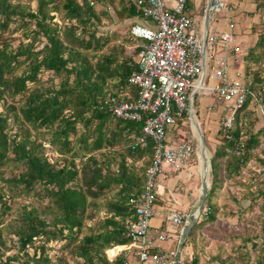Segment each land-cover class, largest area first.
<instances>
[{"label":"trees","instance_id":"obj_1","mask_svg":"<svg viewBox=\"0 0 264 264\" xmlns=\"http://www.w3.org/2000/svg\"><path fill=\"white\" fill-rule=\"evenodd\" d=\"M254 2L264 7V0ZM136 6V0H0V264H128L126 253L112 260L106 249L116 255L113 246L131 243L125 228L134 219L130 200L142 191L154 151L150 141L135 144L143 122L117 118L110 104L113 96H138L139 88L129 83L140 50L133 28L137 17L145 18ZM131 19L124 30L99 33L115 20ZM12 23L23 33L16 45ZM242 61L255 95L239 111L235 128H218L211 173L223 180V171L242 186V198H254L258 190L264 196V188L253 190L264 182V126L252 122L259 118L253 100H264V31ZM187 119L177 120L170 138L193 139ZM253 161L257 170L246 178ZM211 190L212 183L207 216L185 244H195L196 232L217 216ZM261 236L251 227L229 233L241 240L232 244L234 255L219 252L206 263L264 264ZM52 241L61 242L55 259ZM184 264H199V256L186 255Z\"/></svg>","mask_w":264,"mask_h":264},{"label":"built area","instance_id":"obj_2","mask_svg":"<svg viewBox=\"0 0 264 264\" xmlns=\"http://www.w3.org/2000/svg\"><path fill=\"white\" fill-rule=\"evenodd\" d=\"M89 1L93 5L98 0ZM172 1L136 0L143 18L153 23L140 30L144 39L139 44L138 70L129 77V83L139 92L134 100L113 96L110 104L117 118L143 122L142 135L135 144L146 147L150 141L154 151L142 191L130 200L134 219H128L125 228L131 243L115 246L119 254L131 252L137 256L139 264L177 263V251L164 244L182 234L179 227L186 217L178 211H162L156 205L160 200L158 184L166 167L182 172L199 159L200 152L193 139L177 142L168 131L178 127L177 120L185 116L194 123L195 105L206 96L223 105L219 126L233 129L239 111L249 96L255 95L246 86L243 72L232 70L233 23L228 30L215 29L202 35L188 13L189 0ZM211 1L212 11L224 7L220 0ZM253 105L264 114L261 96L253 100ZM155 217H161L159 226L153 224Z\"/></svg>","mask_w":264,"mask_h":264},{"label":"rangeland","instance_id":"obj_3","mask_svg":"<svg viewBox=\"0 0 264 264\" xmlns=\"http://www.w3.org/2000/svg\"><path fill=\"white\" fill-rule=\"evenodd\" d=\"M15 1L17 2V1H21V0H15ZM22 1L25 2L26 0H22ZM221 1L224 2V4H225L224 9L229 11V13L232 15V17L235 20H237L238 17L242 18L241 14H242V16L246 17L247 21L250 22L249 25H248V22L246 23V25L250 26V29H249L250 35L256 34L255 38H257L258 32L264 31V7L262 9H258L257 6H254V8H250V9L246 8L244 10L240 6L230 8V6L234 2H236V0H221ZM36 3L37 2L32 3L33 8L36 7ZM211 5H212V3H211ZM255 5H257V4H255ZM101 7H102V5L99 4L98 8H101ZM234 10H235V12H233ZM214 11H218V10H214ZM51 14L54 15V21L58 22L59 24L62 23V21L60 19V18H62V16H60L59 13L54 12ZM144 20L148 23H152L148 19H144ZM118 22L119 21L115 20L113 25L108 24L104 28H100L99 33H102V32L107 33V31L111 32V30L114 32L118 28H119V30L120 29L124 30V27L126 26V22H123V21H120L119 23ZM232 22H233V24H232L233 33L235 34V33H237L238 25L234 21H232ZM10 27H11V31H12L11 32L12 36L17 37V40H15L13 42V44L16 45L19 42V40L23 37V33L20 30H14L15 26L13 23L11 24ZM31 27H32V29H35L36 26H35L34 22H33ZM198 27H199L200 31H202V25L199 24ZM255 38H253L254 39L253 41L256 40ZM43 40H46V39L43 37ZM233 42L235 43V39ZM137 59H138V57H137ZM195 108L197 109L198 118L201 117L199 119L200 120L199 124H200L202 129H205L208 117H204L203 113H205V112L199 108L198 103H196ZM257 113H258L259 118H253L252 122L255 123V125L257 127L264 126L262 124V122H264V114H262L259 110H257ZM260 115H261V117H260ZM187 124L189 125L190 130H191L192 135H193V129L195 130V127H192V122L190 119H187ZM219 127H221V126H219ZM197 134H198V132H197ZM181 135L179 136V138L181 137ZM204 139H205V136H204ZM211 139L212 140H208V138H207V141H208L207 148L208 149L205 150L206 156L208 158H211L210 156H212V153H213L216 145L219 142V140L217 138V134L214 136H211ZM193 140H194V142L197 146V149L199 151L201 139L199 141L198 136H196L195 138H193ZM178 141L179 140H177V142ZM262 147H264V146H262ZM253 163H254L253 165L247 167V169L244 173L246 178L247 177H253L254 171L257 170L256 163L254 161H253ZM137 164L141 165L142 163L138 162ZM218 165H219V162H218ZM248 169H251V170L247 171ZM213 176L214 175L211 173V170H210V172L207 173V182L209 184L208 185L209 188L211 186V183H212V187L214 188L213 191L212 190L210 191V194H212L211 200H212V203L215 205V207L217 209L216 211H218V213H217L215 220L211 221V224H207L204 227V229H200L196 232V239H195L196 243L194 242L195 244H198V246L203 249L202 255L205 256L204 259L206 262H207V260L210 261V257L217 255L219 252L222 253L223 258L227 254L230 255L232 253V255H234L235 248L233 247L232 244L234 243V246H239L241 243V240L240 239L233 240L232 238L228 237L229 233H232V234L237 233V232L239 233L248 227H251L252 229H256L261 234L264 233V196L260 195L261 191L258 190V189L264 188V182H261L262 180H259V185H257L256 187L253 188L254 194H256L257 192H255V191L258 190L259 194H257V197L255 196L253 198V197L243 196V198H242L241 197L242 196V194H241L242 186L237 184L235 179L224 178L225 175H224L223 171H222L223 180L222 179L220 180V177H216V178L214 177L213 178ZM192 178H194V177H192ZM202 182H203V177H198L197 178L196 191H199V189H201ZM185 192H188V190ZM191 192H193V189H190V193ZM242 192L244 194L245 191L242 190ZM192 195L193 194H191L190 200H192V198H193ZM26 201L28 202L29 199H27ZM197 205L198 204H196V207H197ZM196 207H194V209ZM207 210H208V207L206 206V203H205L204 208L198 217L199 223L201 222V220H204L206 218ZM155 218H158V217H155ZM174 237L175 236L170 237V240L174 239ZM203 239H204V241L201 242V240H203ZM259 241L263 242L264 237L261 236L259 238ZM60 247H61V242L58 243L56 241H52L48 244V249H49V253H50L51 257H53L55 259L58 255H60V253H61ZM11 253H14V250H11L9 252V254H11ZM106 253H107L108 257L112 260H114L115 257L119 255V253H117L116 255H113L112 253L110 254L107 251V249H106ZM204 259H203V262H204ZM206 262H204V263L205 264H218V261L209 262V263H206ZM146 263L150 264L149 261H147ZM181 264H184V261Z\"/></svg>","mask_w":264,"mask_h":264},{"label":"crops","instance_id":"obj_4","mask_svg":"<svg viewBox=\"0 0 264 264\" xmlns=\"http://www.w3.org/2000/svg\"><path fill=\"white\" fill-rule=\"evenodd\" d=\"M170 3H173V1L170 0ZM222 3L225 7L224 2ZM237 6H240L242 9L245 10L246 8L249 9L254 8V6L256 5L254 0L253 1L236 0V2H234L230 6V8ZM224 7L220 11H214V10L212 11L211 0H190V4L188 6V13L191 16H193L197 27L199 26V24L202 25V31H201L202 35L207 34V32H210L212 34L215 29H218L219 31L228 30L230 29V24L233 23L232 21H234L238 25V30L236 35L233 33V29H232L233 38L235 39V52L232 54V58H231L232 70L243 71L242 57L247 53L248 48L254 45L256 40L253 41L254 40L253 38H255L256 34H251V35L249 34L250 26L248 25L250 24V22L247 21L245 16H242L241 14L242 18L238 17V19L235 20L232 17V15L229 13V11L224 9ZM233 12H235V10ZM135 20L139 22L137 23V25L134 26L133 29H135V27L137 26H144V27L153 26V23H148L142 18L137 17ZM131 22H133L132 19L127 21L126 24H129ZM247 22L248 25H246ZM138 41L140 44V42H142L143 39H138ZM197 103L199 108L205 112L203 113L204 117H208L205 129H202L199 124L200 130L203 136L204 133L206 132L208 136L207 137L208 140H212L211 136L216 135V132L220 125L223 105L217 101H214V98L212 96H206ZM209 107H211V109H209ZM200 118H198V116L196 118L198 119L197 120L198 123L200 121L199 120ZM262 124L264 125V122H262ZM197 130L193 129V135H194L193 138L198 136L200 141V134L199 135L197 134ZM202 130L204 131V133ZM206 149H208L207 145L206 148L204 149L200 141L199 159L195 158L182 172H175L171 170L169 167H166V174L160 177V181L158 184V193H159L158 196L160 200L156 203V205L160 206L162 211H170V210L178 211L183 213L186 217L183 223L181 224V226L179 227L180 230L182 231V234L180 235L178 234L177 237L175 236L174 239H171L166 244H164L165 247L172 248L177 251L176 261H179V264L183 263L186 255H189L190 257L198 255L199 264H204V262H206L204 259L205 256L202 255L203 249L199 247L198 244H194V245L185 244L184 241L181 251H179L181 238L185 233L187 224L189 223L190 214L193 212L194 207H196V204L199 205L201 203L203 183L204 180L207 179V173H209L211 170V158H208L206 156L205 153ZM198 177H203V182L201 184V189H199V191H196ZM190 189H193V192L190 193ZM187 190L188 192H185ZM191 194H193L192 200H190ZM161 222H162L161 217L154 218L153 220V224L156 226H159ZM197 223L198 220L196 224ZM113 247L115 248V246ZM121 254L122 253H120L118 256H120ZM118 256H116L115 259ZM126 257L128 258V264H139L140 262L139 258L134 254H132L131 252H128Z\"/></svg>","mask_w":264,"mask_h":264},{"label":"water","instance_id":"obj_5","mask_svg":"<svg viewBox=\"0 0 264 264\" xmlns=\"http://www.w3.org/2000/svg\"><path fill=\"white\" fill-rule=\"evenodd\" d=\"M200 132V139H201V144L203 146V148H206V142L204 139V136L201 132ZM208 182L207 179L204 180L203 183V189H202V196H201V203L193 210V212L190 214V220L189 223L187 224V227L185 229V233L183 234L182 238H181V242H180V249L179 251H181V248L183 246V243L188 235V233L190 232V230L193 228V226L196 224L197 220H198V216L201 213V211L204 208L205 202H206V197H207V193H208ZM176 264H179V261H177Z\"/></svg>","mask_w":264,"mask_h":264},{"label":"bare ground","instance_id":"obj_6","mask_svg":"<svg viewBox=\"0 0 264 264\" xmlns=\"http://www.w3.org/2000/svg\"><path fill=\"white\" fill-rule=\"evenodd\" d=\"M140 28V29H139ZM142 28H144V26H137V27H135V29H134V33L136 34V36H137V39H144L141 35H140V30L142 29ZM194 123L192 122V127H195V129L197 130V128H198V130H197V132H198V135L200 134V126H199V123H198V121H197V119H196V117H194Z\"/></svg>","mask_w":264,"mask_h":264},{"label":"clouds","instance_id":"obj_7","mask_svg":"<svg viewBox=\"0 0 264 264\" xmlns=\"http://www.w3.org/2000/svg\"><path fill=\"white\" fill-rule=\"evenodd\" d=\"M211 3H212V1H211Z\"/></svg>","mask_w":264,"mask_h":264}]
</instances>
